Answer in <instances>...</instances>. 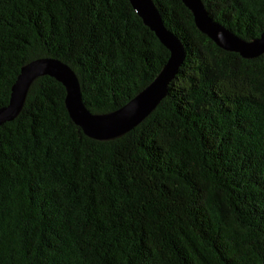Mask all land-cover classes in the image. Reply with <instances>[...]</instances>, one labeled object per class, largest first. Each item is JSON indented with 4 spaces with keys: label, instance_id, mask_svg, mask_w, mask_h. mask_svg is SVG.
<instances>
[{
    "label": "trees",
    "instance_id": "obj_1",
    "mask_svg": "<svg viewBox=\"0 0 264 264\" xmlns=\"http://www.w3.org/2000/svg\"><path fill=\"white\" fill-rule=\"evenodd\" d=\"M203 1L246 40L264 31V0ZM154 2L187 57L134 129L88 136L50 75L0 124V264H264V53L223 49L183 0ZM46 56L106 113L170 50L130 0H0V107L22 67Z\"/></svg>",
    "mask_w": 264,
    "mask_h": 264
},
{
    "label": "water",
    "instance_id": "obj_2",
    "mask_svg": "<svg viewBox=\"0 0 264 264\" xmlns=\"http://www.w3.org/2000/svg\"><path fill=\"white\" fill-rule=\"evenodd\" d=\"M137 13L170 50V56L154 80L120 108L94 113L86 105L81 84L74 69L55 57H40L26 63L12 86L6 106L0 107V124L15 119L22 111L33 82L43 75H50L62 82L66 89V105L73 120L84 132L96 139L119 137L139 125L167 96L169 84L179 73L187 57V49L165 24L154 0H130ZM194 14L198 28L225 50L238 52L244 58H255L264 53V31L259 37L246 40L208 12L203 0H183Z\"/></svg>",
    "mask_w": 264,
    "mask_h": 264
}]
</instances>
